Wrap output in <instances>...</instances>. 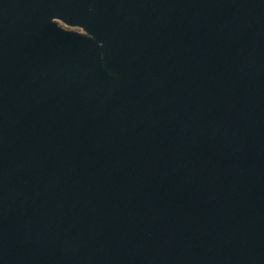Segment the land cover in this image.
<instances>
[{
  "label": "water",
  "instance_id": "water-1",
  "mask_svg": "<svg viewBox=\"0 0 264 264\" xmlns=\"http://www.w3.org/2000/svg\"><path fill=\"white\" fill-rule=\"evenodd\" d=\"M0 264H264V0H0Z\"/></svg>",
  "mask_w": 264,
  "mask_h": 264
},
{
  "label": "rangeland",
  "instance_id": "rangeland-1",
  "mask_svg": "<svg viewBox=\"0 0 264 264\" xmlns=\"http://www.w3.org/2000/svg\"><path fill=\"white\" fill-rule=\"evenodd\" d=\"M60 26L66 30H71V31H76V32H79V33H83L80 29H76V28H68L66 26H64L63 24H60Z\"/></svg>",
  "mask_w": 264,
  "mask_h": 264
}]
</instances>
